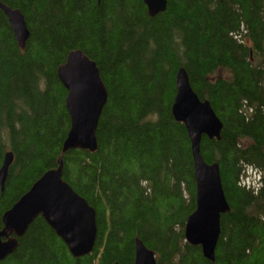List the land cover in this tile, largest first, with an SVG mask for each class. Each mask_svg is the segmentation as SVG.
<instances>
[{
  "label": "trees",
  "instance_id": "16d2710c",
  "mask_svg": "<svg viewBox=\"0 0 264 264\" xmlns=\"http://www.w3.org/2000/svg\"><path fill=\"white\" fill-rule=\"evenodd\" d=\"M25 16L24 49L0 10V167L14 152L2 216L64 159V179L95 207L98 239L74 257L39 216L0 264H133L135 238L157 264H264V0H167L151 17L143 0H0ZM94 59L108 88L98 150L62 154L71 126L57 75L68 53ZM223 122L204 136V159L220 164L231 211L221 217L215 260L185 237L196 208L191 141L172 113L176 75ZM260 179L248 184L247 170Z\"/></svg>",
  "mask_w": 264,
  "mask_h": 264
},
{
  "label": "water",
  "instance_id": "95a60500",
  "mask_svg": "<svg viewBox=\"0 0 264 264\" xmlns=\"http://www.w3.org/2000/svg\"><path fill=\"white\" fill-rule=\"evenodd\" d=\"M100 1V0H99ZM151 17L166 11L167 0H143ZM0 10L7 17L14 37L22 49L30 38L25 16L0 1ZM57 75L68 90L66 107L71 126L62 146V154L69 150H98L100 116L108 101V88L97 62L84 51L74 50L57 69ZM176 94L172 113L185 124L194 158V177L197 185L196 208L188 216L185 236L191 245H200L205 258L215 260L221 235V217L231 211L226 197L218 162H207L201 152L206 135L220 138L223 122L208 100L200 98L194 90L189 74L181 67L176 75ZM14 160V152L7 151L0 167L2 189ZM64 159L58 166L48 169L3 216L0 230V262L13 254L29 226L41 216L64 241L74 257H83L95 248L98 239L97 211L64 179ZM115 264H121L116 262ZM133 264H157L155 250L140 237L135 238Z\"/></svg>",
  "mask_w": 264,
  "mask_h": 264
},
{
  "label": "rangeland",
  "instance_id": "374dc122",
  "mask_svg": "<svg viewBox=\"0 0 264 264\" xmlns=\"http://www.w3.org/2000/svg\"><path fill=\"white\" fill-rule=\"evenodd\" d=\"M247 182L248 184H252V182H257V180H259L260 176H259V172L253 168H250L247 170Z\"/></svg>",
  "mask_w": 264,
  "mask_h": 264
},
{
  "label": "bare ground",
  "instance_id": "6f19581e",
  "mask_svg": "<svg viewBox=\"0 0 264 264\" xmlns=\"http://www.w3.org/2000/svg\"><path fill=\"white\" fill-rule=\"evenodd\" d=\"M102 116V115H101ZM101 116H100V118H101ZM98 132V131H97Z\"/></svg>",
  "mask_w": 264,
  "mask_h": 264
},
{
  "label": "flooded vegetation",
  "instance_id": "af4514ba",
  "mask_svg": "<svg viewBox=\"0 0 264 264\" xmlns=\"http://www.w3.org/2000/svg\"><path fill=\"white\" fill-rule=\"evenodd\" d=\"M5 15V14H4ZM14 34V33H13Z\"/></svg>",
  "mask_w": 264,
  "mask_h": 264
}]
</instances>
